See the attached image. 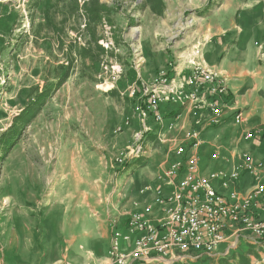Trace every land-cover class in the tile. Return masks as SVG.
Segmentation results:
<instances>
[{"label": "rangeland", "instance_id": "374dc122", "mask_svg": "<svg viewBox=\"0 0 264 264\" xmlns=\"http://www.w3.org/2000/svg\"><path fill=\"white\" fill-rule=\"evenodd\" d=\"M228 3L264 23V0H0V248L18 211L82 205L86 192L103 213L127 198L134 174L154 178L176 160L181 142H160L164 124L147 131L137 115L131 87L146 83L136 63L143 45H170ZM219 251L172 264H264V240L231 239Z\"/></svg>", "mask_w": 264, "mask_h": 264}, {"label": "crops", "instance_id": "0c3cea01", "mask_svg": "<svg viewBox=\"0 0 264 264\" xmlns=\"http://www.w3.org/2000/svg\"><path fill=\"white\" fill-rule=\"evenodd\" d=\"M254 15L245 6L234 7L228 3L226 8H220L218 14L212 15L208 25L201 24L180 39L170 35V39H174L170 45L156 43L150 48L142 44L141 52L145 56L136 64L138 68L143 65L145 77L151 78L145 81L140 74L144 83L152 82L155 72L169 62L177 63L181 68L187 65L186 60L216 68L228 79L230 102L224 121L215 128L204 130L200 147L191 149L201 156L202 174L231 169L237 161L239 147L244 145L239 144L242 135L251 130L264 133V23ZM170 113H175V120L171 121ZM238 113L242 114L239 122L235 121ZM163 114L165 118L161 125L164 124V130L159 133V141L164 142L170 136L171 141L184 142L185 131L193 125L194 115L190 107H167ZM216 141H219L216 149L223 154L217 161L210 157L211 145ZM244 146L250 148L251 151H244L252 154L256 161L262 159L264 137ZM166 168L163 167L154 178L153 175L134 174L125 185L127 198L121 195L119 205L114 207L105 204L103 213L96 210L92 194L89 198L86 192L82 205L48 204L24 208L13 215L14 230L9 244L6 242L8 246H1L0 251L4 249L2 254L9 264H60L67 259L74 264H109L112 224L119 223V229H123L130 213L143 210L152 201L153 192H143L148 185L160 184L157 176ZM258 180H264V170L257 174L245 173L235 189L241 196L247 195ZM137 201L139 207L135 205ZM161 215L159 208L155 207L151 217L157 219Z\"/></svg>", "mask_w": 264, "mask_h": 264}, {"label": "built area", "instance_id": "2783aa9c", "mask_svg": "<svg viewBox=\"0 0 264 264\" xmlns=\"http://www.w3.org/2000/svg\"><path fill=\"white\" fill-rule=\"evenodd\" d=\"M179 67L169 62L150 83L131 87L137 99V115L145 126L164 120L165 108L189 106L193 125L185 140L175 148L176 160L157 176V186L148 185L152 201L143 210L130 213L123 229L113 232L109 264H172L220 253L229 240H264V180H258L252 191L241 196L235 186L245 173L264 170V155L256 161L252 154L238 151L231 169L200 173L201 156L191 149L199 148L203 131L219 126L230 102L228 79L216 68L192 60ZM242 114L235 116L239 122ZM262 130L242 135L239 144L261 140ZM187 144V145H186ZM141 147L119 159H135ZM222 152H211V159L221 160ZM139 157V156H138ZM158 207L161 217L151 215Z\"/></svg>", "mask_w": 264, "mask_h": 264}, {"label": "trees", "instance_id": "16d2710c", "mask_svg": "<svg viewBox=\"0 0 264 264\" xmlns=\"http://www.w3.org/2000/svg\"><path fill=\"white\" fill-rule=\"evenodd\" d=\"M97 16H98V15H96V17H95V21H97V20H98V18H99V17H97Z\"/></svg>", "mask_w": 264, "mask_h": 264}, {"label": "bare ground", "instance_id": "6f19581e", "mask_svg": "<svg viewBox=\"0 0 264 264\" xmlns=\"http://www.w3.org/2000/svg\"><path fill=\"white\" fill-rule=\"evenodd\" d=\"M247 176V175H246Z\"/></svg>", "mask_w": 264, "mask_h": 264}]
</instances>
